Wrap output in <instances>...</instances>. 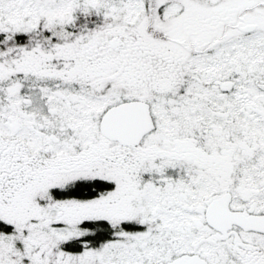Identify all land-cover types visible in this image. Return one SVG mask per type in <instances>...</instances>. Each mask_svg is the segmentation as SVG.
<instances>
[{"label":"snow or ice","instance_id":"snow-or-ice-1","mask_svg":"<svg viewBox=\"0 0 264 264\" xmlns=\"http://www.w3.org/2000/svg\"><path fill=\"white\" fill-rule=\"evenodd\" d=\"M0 264H264V0H0Z\"/></svg>","mask_w":264,"mask_h":264}]
</instances>
